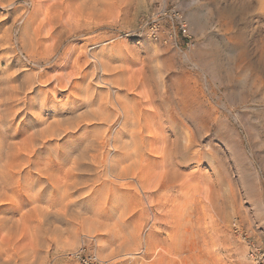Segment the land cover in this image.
<instances>
[{"label":"rangeland","instance_id":"1","mask_svg":"<svg viewBox=\"0 0 264 264\" xmlns=\"http://www.w3.org/2000/svg\"><path fill=\"white\" fill-rule=\"evenodd\" d=\"M163 4L190 48L127 35ZM0 98L7 141L35 128L51 150L42 169L12 150L38 181L0 202V264H68L83 243L119 264H252L235 226L264 248V0H0Z\"/></svg>","mask_w":264,"mask_h":264},{"label":"bare ground","instance_id":"2","mask_svg":"<svg viewBox=\"0 0 264 264\" xmlns=\"http://www.w3.org/2000/svg\"><path fill=\"white\" fill-rule=\"evenodd\" d=\"M16 6H17V5H16ZM7 7H8V6H7ZM23 12H24V11H23ZM27 13H28V12H27ZM14 19H15V18H14ZM16 19H17V18H16ZM20 24H21V23H20ZM17 40H18V39H17ZM8 46H9V45H8ZM17 46H18V45H17ZM48 50H49V49H48ZM82 51H83V50H82ZM47 53H48V52H47ZM48 54H49V53H48ZM89 54H90V53H89ZM30 57H31V56H30ZM34 58H35V57H34ZM35 59H36V58H35ZM87 60H88V59H87ZM80 69H81V68H79V70H80ZM83 72H84V71H83ZM76 74H78V75L80 76L79 72H77ZM91 74H92V73H91ZM88 75H89V74H88ZM81 76H82V75H81ZM86 76H87V75H86ZM84 79H85V77H84ZM73 81H74V80H73ZM88 85H89V84H88ZM18 87H19V86H18ZM27 90H28V89H27ZM82 91H83V90H82ZM83 93H85V91H84ZM1 95H3V94H1ZM1 97H2V96H1ZM3 97H4V96H3ZM27 97H28V96H27ZM84 97H85V96H84ZM108 97H109V96H108ZM6 98H8V97L5 96V99H6ZM5 99H3V100H5ZM85 99H86V98H85ZM101 99H102V98H101ZM0 100H1V98H0ZM9 100H10V99H9ZM44 100H45V98H43V102H44ZM26 101H27V100H26ZM84 101H85V100H84ZM19 102H20V101H19ZM22 102H23V101H22ZM47 102H48V100H47ZM23 103H24V102H23ZM23 103H22V104H23ZM44 103H45V102H44ZM84 103H85V102H84ZM86 103H87V102H86ZM1 104H2V101H1L0 105H1ZM24 104H26V103H24ZM27 104H28V103H27ZM88 104H89V103H88ZM4 105H7V99H6V104H4ZM8 105H9V101H8ZM8 105H7V106H8ZM41 105H43V104L41 103ZM45 105H46V104H45ZM124 105H125V104H124ZM7 106H5V107L7 108ZM23 106H24V105H23ZM46 106H47V105H46ZM0 107H1V106H0ZM26 107H27V106H26ZM121 107H122V106H121ZM125 107H126V106H125ZM3 108H4V107H3ZM19 108H20V107H19ZM22 108H23V107H22ZM96 108H97V107H96ZM0 109H1V108H0ZM9 109H11V107H9ZM3 110H5V109H3ZM26 110H27V109H26ZM26 110H24V111H26ZM1 111H2V110H0V112H1ZM6 111H7V110H5V112H6ZM9 111H10V110H9ZM9 111H8V112H9ZM16 111L18 112V110H16ZM119 111H120V110H119ZM127 111H128V108H127ZM8 112H7V113H8ZM10 112H11V111H10ZM12 112H13V111H12ZM12 112H11V113H12ZM17 112H15V113L13 112L14 115H15V114L17 115ZM102 112H103V111H102ZM104 112H105V111H104ZM124 112H125V111H124ZM124 112H123V113H124ZM131 112H132V111H130V113H131ZM1 113H3V112H1ZM7 113H6V114L3 113L2 115H0V202H5L6 200H10V195H8V193H10V192H11V194H12V192H13L14 195L17 194V196L20 195V199L23 200V199H24L23 193L27 194V193L30 191V189L33 188V186H34V185L37 183V181H38V180H35V181H36V182H35V181L33 180V181L28 182L29 179L31 178V177H30V178L28 179V181H27L28 184H26V186H24V185L22 186V185H21V183H22V182H21L22 178H23V177H27L29 174H28V173H24V174H23V171H22V168H23V167L21 168V166H20V164L22 163V161H21V163L18 165V164H16L15 159H14L13 161L10 160L9 157H11V155L13 154V153H12V150H14L13 148H14V147H17L18 149H17V148H16V149H17V150H20V149L22 148V146H24V147L29 151V154H25L24 156H21V157L24 158V161L26 160V163L28 164L27 168H28V167H29V168H32V167L36 164V161L39 160V156L41 155L42 148L46 147V146L41 147V148H35V147H34L33 144H36V143H34L35 138H36L34 132L37 131L35 128H34V129H35L34 132H33L34 129H33L31 132H30V130L28 129V130H29V133H30V134H29V133H28V134H29V138H30L31 142L28 140L27 137H26V138L24 137L25 139L23 138L24 140H22V141H20V142L16 141V142H18V143H16V144H13V143H15V142H11V143L8 142V141H10V138H9V131H10L9 127H10V126H9V125H11V118H8V119L10 120V122H8V123H10V124L8 125L9 127H8L7 125L5 126V123H6V121H7V120H6V116L8 115ZM21 114H23V112H22ZM21 114H20V115H21ZM28 114H29V113H28ZM100 114H101V113H100ZM117 114H118V113H117ZM133 114H134V113H133ZM9 115H10V114H9ZM9 115H8V116H9ZM14 115L12 114V115H10V116H14ZM24 115H25V114H24ZM26 115H27V114H26ZM86 115H87V114H86ZM22 116H23V115H21V118H22ZM27 116H28V115H27ZM84 116H85V115H84ZM103 116H104V115H103ZM117 116H118V115H117ZM121 116H124V115H121ZM125 116H126V115H125ZM125 116H124L123 118H125ZM37 117H38V116H37ZM98 117H100V116H98ZM14 118H15V116H14ZM25 118H26V117H25ZM39 118H41V117H39ZM85 118H86V117H85ZM100 118H101V117H100ZM104 118H106V117H104ZM37 119H38V118H37ZM52 119H53V118H52ZM12 120H13V119H12ZM33 120H34V119H33ZM60 120H61V119H60ZM98 120H99V119H98ZM102 120H103V119H102ZM116 120H118V119H115L114 121H116ZM13 121H14V120H13ZM13 121H12V122H13ZM22 121H23V120H22ZM36 121H38V120H36ZM36 121H35V123L38 124V122H36ZM41 121H43V120H41ZM74 121H75V120H74ZM81 121H82V120H81ZM123 121H124V120H123ZM23 122H24V121H23ZM45 122H46V121H45ZM67 122H69V121H67ZM85 122H86V121H85ZM104 122H105V121H104ZM106 122H107V121H106ZM127 122H128V121H127ZM39 123H40V122H39ZM43 123H44V122H43ZM43 123H42L41 125H43ZM88 123H89V122H88ZM101 123H102V122H101ZM108 123H109V122H108ZM52 124H53V123H52ZM116 124H117V123H116ZM31 125H32V123H31ZM41 125H38V126L41 128ZM44 125H45V123H44ZM77 125L79 126L80 124H77ZM87 125H88V124H87ZM111 125H112V124H111ZM129 125H131V124H129ZM132 125H133V124H132ZM3 126L6 127V128H4ZM11 126H12V125H11ZM45 126H46V125H45ZM108 126L110 127V125H108ZM122 126H123V125H122ZM134 126H135V125H134ZM7 127H8V128H7ZM12 127H13V126H12ZM22 127H23V126H22ZM31 127H32V126H31ZM47 127H49V124L47 125ZM112 127H113V129H114V126H112ZM124 127H125V126H124ZM126 127H127V126H126ZM136 127H137V126H136ZM24 128H25V126H24ZM40 128H38V129H40ZM42 128H43V127H42ZM45 128H46V127H45ZM50 128H51V127H50ZM52 128H53V125H52ZM60 128H61V127H60ZM12 129H13V128H12ZM14 129H15V128H14ZM22 129H23V128H21V130H22ZM46 129H47V128H46ZM56 129H57V128H56ZM120 129H121V128H120ZM122 129H123V128H122ZM122 129H121V130H122ZM17 130H18V129H17ZM24 130L28 131L27 128L24 129ZM49 130L52 132L53 129L51 130V129L48 128V131H49ZM54 130H55V128H54ZM59 130H60V129H59ZM59 130L57 129L56 131L58 132ZM108 130H109V129H108ZM125 130H126V129H125ZM11 131H13V130H11ZM11 131H10V132H11ZM18 131H19V130H18ZM38 131H39V130H38ZM44 131H45V130H44ZM44 131H43V129L41 130L42 134H40L39 132H37V134H40V138L42 137L41 135H43ZM48 131H45V132L48 133ZM56 131H55V133H57ZM105 131H107L106 128H105ZM110 131H111V130H110ZM103 132H104V131H103ZM103 132H102V134H103ZM123 132H124V131H123ZM130 132H131V131H130ZM12 133L14 134V132H12ZM15 133H16V132H15ZM17 133H18V132H17ZM19 133H20V132H19ZM115 133H116V130H115ZM120 133H121V132H120ZM120 133H119V134H120ZM13 134L10 133L11 136H12ZM48 134H49V133H48ZM48 134H47V135H48ZM52 134L54 135V131H53V133H51L50 136H52ZM57 134H58V133H57ZM89 134H90V133H89ZM97 134H98V133H97ZM100 134H101V133H100ZM100 134H98V135H100ZM102 134H101V136H102ZM125 134H126V133H125ZM20 135H23V134H20ZM26 135H27V134H26ZM26 135H25V136H26ZM45 135H46V134H45ZM47 135H46V136H47ZM98 135H97V136H98ZM114 135H115V134H114ZM131 135H132V132H131ZM7 136H8V138H9L8 141H7ZM15 136H17V134H15ZM27 136H28V135H27ZM46 136H43V137H46ZM50 136H48V137H49L50 139H51V138L53 139V137H50ZM101 136H99V137H101ZM13 137H14V136H13ZM17 137H18V136H17ZM17 137H16V139H17ZM22 137H23V136H22ZM43 137H42V140L44 141L45 139H44ZM60 137H61V136H60ZM121 137H122V136H121ZM131 137H132V136H131ZM11 138H12V137H11ZM90 138H91V137H90ZM94 138H96L95 135H94ZM97 138H98V137H97ZM101 138H102V137H101ZM101 138H99L97 142H99ZM107 138H108V137H107ZM111 138H112L113 141H116V140H117V139H116V136H111L110 139H111ZM133 138H134V137H133ZM133 138H131V139L134 141ZM16 139H15V140H16ZM38 139H39V135H38ZM50 139H49V140H50ZM92 139H93V138H92ZM122 139H123V138H122ZM12 140H14V139L12 138ZM12 140H11V141H12ZM40 140H41V139H40ZM40 140H38V141H40ZM107 140H109V139H107ZM43 141H42V142H43ZM89 141H90V139H89ZM101 141H103V139H102ZM121 141H122V140H121ZM46 142H48V141H46ZM93 142L95 143L94 140H93ZM97 142H96V143H97ZM116 142H117V141H116ZM119 142H120V140H119ZM127 142H128V141H127ZM43 143H44V142H43ZM43 143H42V144H43ZM101 143H102V142H101ZM101 143H100V144H101ZM125 143H126V142H125ZM125 143H124V144H125ZM128 143L130 144V142H128ZM163 143H164V142H163ZM114 144H116V143H114ZM114 144H113V145H114ZM119 144H121V143H119ZM124 144L121 145L122 147L120 146L121 149L123 150L122 153H123L124 150H125V148H123ZM39 145L41 146L40 142H39ZM44 145H46V143H45ZM47 145H49V144L47 143ZM51 145H53V144H52V141H51ZM102 145H103V144H102ZM116 145H117V144H116ZM125 145H126V144H125ZM130 145H131V144H130ZM132 145H133V144H132ZM36 146H37V145H36ZM128 146H129V145L127 144L126 147H128ZM156 146H157V145H156ZM47 147H48V146H47ZM47 147H46V150L48 149ZM101 147H102V146H101ZM101 147H100V148H101ZM118 147H119V146H118ZM124 147H125V146H124ZM129 147H130V146H129ZM129 147H128V149H129ZM131 147H132V146H131ZM105 148H106V151H107V147H105ZM110 148H111V147H110ZM110 148H108V149H110ZM114 148H115V149H114V151H115L117 147L114 145ZM132 148H133V147H132ZM44 149H45V148H44ZM44 149H43V150H44ZM50 149H52V146H51ZM54 149H55V148H54ZM97 149H98V148H97ZM101 149H102V148H101ZM126 149H127V148H126ZM17 150H16V152H17ZM48 150H49V149H48ZM52 150H53V149H52ZM86 150H87V149H86ZM86 150H85V151H86ZM117 150H118V148H117ZM117 150H116V152H117ZM119 150H120V148H119ZM119 150H118V151H119ZM170 150H171V149H170ZM14 151H15V150H14ZM20 151L23 152V153L25 152V151H23V150H20ZM20 151H19V153H20ZM49 151L51 152V150H49ZM88 151H90V150L88 149ZM102 151H103V150H102ZM102 151H101V152H102ZM120 151H121V150H120ZM128 151H129V150H128ZM136 151H137V149H136ZM45 152H46V151H45ZM50 152H49V153H50ZM53 152H54V151H53ZM58 152H59V151H58ZM82 152H83V154H85L87 151L84 152V150H83ZM99 152H100V151H99ZM149 152H150V151H149ZM160 152H161V151H160ZM164 152H165V150H164ZM170 152H171V151H170ZM19 153H18V154H19ZM54 153H55V152H54ZM56 153H57V152H56ZM59 153H61V152H59ZM64 153H65V151H64ZM88 153H90V152H88ZM107 153H109V150H108ZM118 153H119V152H118ZM122 153H121V154H122ZM126 153H127V155H129V153H128L127 151H126ZM165 153H166V152H165ZM168 153H169V152H168ZM14 154H15V153H14ZM20 154H21V153H20ZM42 154H43V153H42ZM44 154H45V153H44ZM91 154H92V153H91ZM91 154H90V155H91ZM121 154H120V156H121ZM21 155H23V154H21ZM52 155H53V153H52ZM66 155H69V154L67 153ZM90 155H89V156H90ZM93 155H94V154H93ZM117 155H119V154H117ZM124 155H125V152H124ZM124 155H122L121 157H123ZM173 155H174V154H173ZM176 155H177V154H176ZM46 156H47V155H46ZM46 156H45V158L43 157L42 159H46ZM54 156H55V155H54ZM69 156H70V155H69ZM99 156H101V155H99ZM102 156H103V155H102ZM108 156H109V155H108ZM112 156H113V154H112ZM112 156H111V157H112ZM125 156H126V155H125ZM18 157H19V159H20V156H19V155H18ZM50 157L54 158L53 156H51V153H50ZM80 157H82V159H85V157H87V156H85L84 158H83V156H80ZM80 157H79V158H80ZM114 157H115V156H114ZM114 157H112V158H114ZM118 157H119V156H118ZM128 157H130V156H128ZM128 157H127V158H128ZM47 158H48V157H47ZM52 158H51V159H52ZM59 158H60V157H59ZM61 158H62V156H61ZM79 158H78V159H79ZM90 158H91V157H90ZM90 158H89V159H90ZM98 158L102 159L101 157H98ZM98 158L95 159V157H94L95 161L98 160ZM112 158H111V159H112ZM123 158H124V157H123ZM139 158H140V157H139ZM54 159H55V158H54ZM62 159H63V158H62ZM66 159H67V157H66ZM66 159H65V160H66ZM68 159H69V158H68ZM68 159H67V160H68ZM75 159H76V158H75ZM78 159L76 160L77 163H79V161H80V160L78 161ZM80 159H81V158H80ZM82 159H81V160H82ZM86 159H88V158H86ZM104 159H105V158H104ZM40 160H41V159H40ZM67 160H66V161H67ZM69 160H70V159H69ZM105 160H106V159H105ZM168 160H169V159H168ZM17 161H18V160H17ZM44 161H45V160H44ZM53 161H54V160H53ZM91 161H93V160L91 159ZM99 161H100V160H99ZM115 161H116V160H115ZM174 161H176V160H174ZM26 163H25V165H26ZM37 163H38V161H37ZM47 163H48V161H47ZM49 163H52V161H49ZM103 163H104V160H103ZM103 163H102V164H103ZM105 163H106V161H105ZM130 163H131V161H130ZM166 163H167V161H166ZM41 164H42V163H40V164L38 163V165H40V166H41ZM43 164H44V163H43ZM52 164H53V163H52ZM52 164H51V166H52ZM54 164H55V163H54ZM74 164H75V161H74ZM79 164H80V163H79ZM97 164H98V163H97ZM102 164H101V165H102ZM23 165H24V163H23ZM25 165H24V167H25ZM45 165H46V163H45ZM77 165H78V164H77ZM106 165H107V163H106ZM40 166H38V167H40ZM51 166H50V167H51ZM160 166H161V165H160ZM167 166H168V165H167ZM167 166H166V167H167ZM38 167H37V170L40 171V168H38ZM42 167H43V165L41 166V169H42ZM48 167H49V164H48V166H45V172H44V173H45L46 175H44V174L42 173V174L44 175V178H43V177H42V178H43V180H46V181L48 182V184H49L50 187H51V186H52V187H55V186L58 184V182H56L57 184H53L54 182L52 183V181L55 179V177L49 173V171H48ZM76 167H77V166H76ZM78 167H79V166H78ZM105 167H106V166H105ZM105 167H104V168H105ZM29 168H28V169H29ZM52 168L54 169V167H52ZM67 168H68V167H67ZM111 168H112V167H111ZM23 169H24V168H23ZM28 169H27V170L25 169V170L28 171ZM34 169H35V168H34ZM53 169H52V172L54 171ZM102 169H103V168H102ZM105 169H106V168H105ZM169 169H170V168H169ZM25 170H24V171H25ZM35 170H36V169H35ZM72 170H73V169H72ZM26 171H25V172H26ZM29 171H31V170H29ZM33 171H34V170H33ZM50 171H51V170H50ZM111 171H113V170L111 169ZM139 171H140V170H139ZM37 172H38V171H37ZM41 172H43V171H41ZM41 172H40V173H41ZM70 172H71V171H70ZM72 172H74V171H72ZM72 172H71V173H72ZM124 172H125V171H123V173H124ZM29 173H30V172H29ZM74 173H76V172H74ZM134 173H135V172H134ZM32 174H33V173H32ZM37 174H38V173H37ZM124 174H125V173H124ZM130 174L132 175V173H130ZM33 175H34V174H33ZM38 175H40V174H38ZM99 175H100V173H99ZM140 175H141V174H140ZM145 175H146V174H145ZM41 176H42V175H41ZM45 176H46V177H45ZM51 176H53V178H52ZM163 176H164V175H163ZM35 177H36V176H35ZM37 177H39V176H37ZM37 177H36V178H37ZM134 177H135V176H134ZM32 178H33V177H32ZM39 178H40V177H39ZM39 178H38V179H39ZM51 178L53 179L52 181H51ZM25 179H26V178H25ZM106 179H107V178H106ZM23 180H24V179H23ZM30 180H31V179H30ZM98 180H99V179H98ZM24 181H25V180H24ZM24 181H23V182H24ZM41 181H42V180H41ZM27 182H25V183H27ZM34 182H35V183H34ZM39 182H40V179H39ZM43 182H45V181H43ZM43 182H42V183H43ZM25 183H22V184H25ZM29 183H30V184H29ZM40 183H41V182H40ZM66 183H67V182H64V185H65ZM75 184H76V182H75ZM77 184H78V183H77ZM112 184H113V183H112ZM32 185H33V186H32ZM38 185H39V183H38ZM40 185H41V184H40ZM45 185H46V183H45ZM58 185H60V183H59ZM62 185H63V184H62ZM35 186H37V185H35ZM35 186H34V187H35ZM66 186H67V187H66ZM46 187H47V185H46ZM61 187H62V186L60 185L59 190L61 189ZM65 187H66V189H67V191L65 192V194H66L68 191H71V190H69L70 188H69V186H68V183H67V185H65ZM41 188H42V187H41ZM62 188H63V190L65 189L64 187H62ZM43 189H44V188H43ZM52 189L55 190V188H52ZM52 189H51V190H52ZM72 189H73V187H72ZM41 190H42V189H41ZM56 190H58L57 187H56ZM34 191H35V190H34ZM44 191H45V190H44ZM44 191H43V192H44ZM61 191H62V189H61ZM72 191H73V190H72ZM72 191H71V192H72ZM19 192H20L21 194H19ZM32 192H33V190H32ZM32 192H29V194L32 193ZM56 192H57V191H56ZM58 192H59V191H58ZM58 192H57V193H58ZM63 192H64V191H63ZM63 192H62V193H63ZM74 192H76V190H75ZM51 193H52V192H51ZM53 193H54V192H53ZM13 194H12V195H13ZM34 194H35V192H34ZM63 194H64V193H63ZM65 194H64V195H65ZM69 194H70V192H69L67 195H69ZM71 194H72V193H71ZM12 195H11V196H12ZM41 195H42V192L40 191V189L37 188V193H36V197H35V198L40 199V196H41ZM49 195H50V194H49ZM54 195H55V193H54ZM57 195H58V194H57ZM67 195H66V197H67ZM72 195H74V194H72ZM17 196H16V197H17ZM27 196H29V195H27ZM31 196H32V195H31ZM52 196H53V195H52ZM52 196H50L49 198H51ZM59 196H60V195H59ZM61 196H62V195H61ZM41 197H42V196H41ZM55 197H56V196H55ZM55 197H52V199L54 198V200H56ZM64 197H65V196H64ZM64 197L62 198V199H64L63 201H65V198H66V197H65V198H64ZM68 197H71V196H68ZM68 197H67V198H68ZM26 198H27V197H26ZM26 198H25V200H26ZM28 198H29V197H28ZM35 198H32V199L35 200ZM72 198H74V196L71 197V199H72ZM17 199H18V198H17ZM30 199H31V198H30ZM30 199H29V200H30ZM68 199H69V198H68ZM71 199H70V200H71ZM34 200H33V201H34ZM50 200H51V199H50ZM50 200H49V201H50ZM57 200H58V199H57ZM66 200H67V199H66ZM70 200L67 201V202L69 203V205L71 204V203H70V202H71ZM72 200L74 201V199H72ZM75 200H76V202H77V199H75ZM78 200H79V199H78ZM18 201H19V200H18ZM31 201H32V200H31ZM58 201H59V200H58ZM58 201H57V203H59ZM73 201H72V202H73ZM22 202H23V201H22ZM25 202H26V201H25ZM36 202H37V201H36ZM67 202H66V203H67ZM26 203H27V202H26ZM28 203H29V201H28ZM39 203H40V201H39ZM66 203H65V204H66ZM20 204H21V203H20ZM22 204H23V203H22ZM32 204H34V203L32 202ZM36 204H37V203H36ZM54 204H55V203H54ZM61 204L64 205L63 202H61ZM73 204H74V203H73ZM69 205H67V206H69ZM0 206H1V205H0ZM36 206H38V204H37ZM36 206H35V207H36ZM57 206H58V205H57ZM35 207H34V208H35ZM64 209H65V208H64ZM54 212H55V211H54ZM39 213H40V212H39ZM46 214H47V213H46ZM48 214H49V213H48ZM45 217H46V216H45ZM4 218H5V217H4ZM0 220H2V219H0ZM6 220H7V219H6ZM8 220H9V219H8ZM13 220H14V219H13ZM13 220H12V221H13ZM14 221H15V220H14ZM44 221H45V220H44ZM42 223H43V222H42ZM95 224H96V223H95ZM12 232H13V231H12ZM89 236H90V235H89ZM2 250H3V249H2ZM95 250H96V249H95ZM96 252H97V251H96Z\"/></svg>","mask_w":264,"mask_h":264},{"label":"built area","instance_id":"3","mask_svg":"<svg viewBox=\"0 0 264 264\" xmlns=\"http://www.w3.org/2000/svg\"><path fill=\"white\" fill-rule=\"evenodd\" d=\"M128 36L148 38L156 44L182 41L186 48L191 45V33L187 18L176 7L158 5L148 9L138 19L137 27ZM235 231L248 244V258L252 264H264V248L256 242L249 231L235 226ZM68 264H119L114 259L102 257L86 243L67 252Z\"/></svg>","mask_w":264,"mask_h":264}]
</instances>
